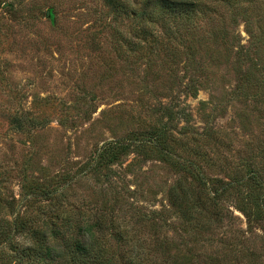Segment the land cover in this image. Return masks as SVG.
<instances>
[{"label":"rangeland","instance_id":"rangeland-1","mask_svg":"<svg viewBox=\"0 0 264 264\" xmlns=\"http://www.w3.org/2000/svg\"><path fill=\"white\" fill-rule=\"evenodd\" d=\"M9 3L15 12L8 15L4 5ZM47 11L50 20L43 16ZM213 11L198 29L180 30L178 53L168 56L159 48L133 55L109 28L114 17L102 0H0V174L9 171L6 187L14 196L19 198L15 167H27L39 178L64 175L72 178L65 193L68 211L105 212L126 226L130 244L137 240L136 247L146 251L161 244L159 254H153L158 260L245 264L251 255L258 263L264 259V224L240 236L247 229L233 194L220 199L219 206L222 214L229 208L234 218L217 221L211 218L215 210H196L197 221L185 215L181 222L168 207L167 192L178 177L188 180L155 157H138L129 167L135 158L131 154L122 166L113 167L114 190L85 175L84 167L103 143L165 123L180 159L199 162L189 149L200 148L214 163L204 168L209 179L245 178L249 163L264 182L263 89L252 78L233 94L243 75H263L253 60L256 46L264 61V33L256 28L260 13L264 19V0L253 5L221 2ZM247 25L255 35L254 47L243 56L238 46L250 42ZM260 25L264 32V20ZM118 28L127 35L123 26ZM186 56L194 63L181 80ZM169 66H174L172 75ZM191 67L200 69L195 95L183 92L194 79ZM8 112L28 113L45 120L46 127L34 130L29 139L8 128L3 120ZM208 129L213 138L203 135Z\"/></svg>","mask_w":264,"mask_h":264},{"label":"trees","instance_id":"trees-1","mask_svg":"<svg viewBox=\"0 0 264 264\" xmlns=\"http://www.w3.org/2000/svg\"><path fill=\"white\" fill-rule=\"evenodd\" d=\"M102 0L105 7L114 18L111 19L109 28L119 34L120 44L133 55L141 54L145 50L155 52L162 48L168 56L178 53L180 42V30H194L199 28L213 11L215 5L221 2L237 4L245 2L253 5L254 0ZM5 12L9 15L15 10L12 4H5ZM246 24L247 9H243ZM46 19L53 17L48 11L43 15ZM256 23L257 31L263 34L261 21L262 14L258 16ZM249 23V21H247ZM114 25V26H113ZM118 26L124 27L125 35ZM246 32L250 37L247 47L238 46V54H246L254 47V32L248 25ZM179 40V43L177 42ZM123 41V42H121ZM116 42V49L122 45ZM185 49V48H184ZM191 47H187L190 51ZM255 46L254 66L263 75L259 78L246 76L238 80L233 89V94L242 91V83H252V78L262 94H264V61L258 58ZM190 53H187L189 55ZM186 60L188 57L186 56ZM252 61V62H253ZM194 62L188 60L181 66L183 77L190 72L188 65ZM170 74L175 70L169 66ZM199 68L191 67V76L184 85L183 92L195 95L200 88L198 79ZM258 81V82H257ZM258 88V89H259ZM164 116L170 118L168 108H162ZM164 117V118H165ZM8 128L16 133L26 135L32 139L34 130H42L46 127L45 120L32 118L24 112H8L3 116ZM172 131L163 123L162 126H150L148 129L129 133L124 138L103 143L97 147L87 162L85 175H91L100 179L108 189L114 190L116 186L113 178L116 173L115 166H122L124 160L131 154L135 155L130 164L131 167L138 157L152 159L165 164L172 172L183 176L188 180L184 183L181 177L177 178L167 192V204L182 222V217L187 215L188 220L197 221L193 214L196 210L210 214L215 220L225 217L234 218L233 212L226 209L222 214L220 199L229 194L235 196L234 208L239 211L244 219L247 230H240L238 234L251 232L253 225L264 224V182L259 173L255 172L249 163L246 164V177H229L224 179H209L204 174V168L214 166L211 160L206 159V154L200 148L189 149V154L199 162L180 159L175 154L174 146L178 145L172 135ZM185 134V133H182ZM213 138L214 132L205 130L203 135ZM194 139L196 143L198 139ZM192 141V139H191ZM203 141V139H202ZM193 142V141H192ZM188 154V155H189ZM203 163V165H202ZM27 164L30 161L27 160ZM24 168L15 167L14 173L19 188V198L9 190L7 181L9 171L0 174V261L2 264H180L178 261L170 262L171 259L158 260L153 254H159L161 244L155 249H143L142 245L136 247L137 240L130 244L127 228L124 224L116 223L114 218L105 212L97 211L95 214H86L82 211H68L65 193L68 183L72 178L67 176H53L39 178L29 174ZM238 175L233 173V175ZM113 184V185H112ZM184 184L187 185L184 190ZM191 189H197L193 192ZM220 209V211H219ZM10 214V215H9ZM200 214V213H199ZM9 216L10 219L3 217ZM201 221V220H200ZM4 225V226H3ZM6 225V226H5ZM264 233V230H263ZM15 237L21 238L15 241ZM160 246V248H159ZM264 252V244H263ZM244 249V248H242ZM245 264H264V259L256 261L251 255ZM239 264V263H238ZM242 264V263H241Z\"/></svg>","mask_w":264,"mask_h":264}]
</instances>
